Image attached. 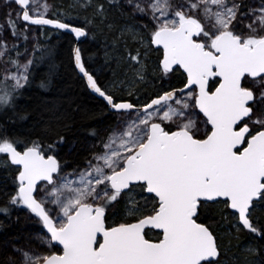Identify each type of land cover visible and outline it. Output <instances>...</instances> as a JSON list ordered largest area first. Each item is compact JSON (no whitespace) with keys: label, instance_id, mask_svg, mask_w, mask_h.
Wrapping results in <instances>:
<instances>
[{"label":"snow or ice","instance_id":"1","mask_svg":"<svg viewBox=\"0 0 264 264\" xmlns=\"http://www.w3.org/2000/svg\"><path fill=\"white\" fill-rule=\"evenodd\" d=\"M77 5L92 9L83 26L74 25L78 12H52L47 0L0 4V116L9 123L28 118L16 102L51 55L41 35L63 30L79 40L102 25L116 31L105 62L119 53L126 66L122 79L103 83L74 48L107 123L90 131L95 143L71 171L51 122L24 134L0 123V169L14 186L0 188V215L23 208L39 226L0 242V264H264L256 215L264 209V0ZM150 62L162 82L151 94L140 87ZM213 206L231 225L226 234L209 222ZM241 234L249 243L234 246Z\"/></svg>","mask_w":264,"mask_h":264},{"label":"trees","instance_id":"2","mask_svg":"<svg viewBox=\"0 0 264 264\" xmlns=\"http://www.w3.org/2000/svg\"><path fill=\"white\" fill-rule=\"evenodd\" d=\"M50 5L52 12H67L73 17L78 12L79 18L74 20L75 26H83L84 17L92 15L91 8L82 11L78 5L73 7L76 5V0H50ZM109 19L115 21L117 26L124 22L115 7L110 10ZM101 28H103L102 25L92 27L90 35L79 47L85 66L98 76L101 82L108 83L116 80L117 73L123 71L125 65L117 62L115 57L119 53H113V58L105 62V49L106 47L110 49L116 31L109 32L107 29L101 31ZM91 33H94V37ZM39 41L51 50V55L35 69L36 75L32 84L23 91V95L16 102L17 112L26 114L28 118L24 121L17 120L13 124L9 123L6 117L0 116V123H4L11 131L24 134L28 131L38 132L46 123L51 122L65 138L60 148V158L62 161H67L66 170L71 171L78 164L83 165V159L76 146L83 137L93 138L90 135L92 129H104L107 118L103 115V102L91 95L83 78L78 76L73 66L72 53L76 44L73 35L53 32L47 38L39 36ZM122 51L121 47L120 53ZM42 79L48 81L47 88L39 87ZM172 80L176 82L177 77H173ZM149 81L140 86L142 92L149 94L157 92L162 82L151 74H149ZM7 115L12 116L13 114L9 111ZM65 124L68 125L66 128ZM72 146L75 147L71 152ZM5 177V170L0 169V188L7 184L5 190L11 192L14 186ZM5 201L6 197L0 191V205ZM20 210H13L10 218L0 215V218L5 220L3 224H0V241L7 234H16L20 231ZM256 215L261 217V222H264V209L258 210ZM208 216L210 217L209 222L218 232L222 226L226 231L231 228L227 221L221 219L222 213L219 207L213 206ZM237 243L240 247H244L249 243V237L241 234L239 241L232 240L234 246ZM233 251H238V249L234 247Z\"/></svg>","mask_w":264,"mask_h":264},{"label":"rangeland","instance_id":"3","mask_svg":"<svg viewBox=\"0 0 264 264\" xmlns=\"http://www.w3.org/2000/svg\"><path fill=\"white\" fill-rule=\"evenodd\" d=\"M43 2V0H41V3ZM47 3L50 4V0H47ZM0 4H2V0H0ZM0 15H2V13H0ZM31 43H29V47H31ZM123 49V48H122ZM126 67V66H125ZM123 72H124V68L123 71L118 72L117 73V77L116 80L122 79L123 78ZM149 72L151 74V62H150V66H149ZM121 74V75H120ZM101 133H103V129L99 130ZM95 143V138H89V137H83V139L81 140V142H79V144L76 146V149H78L80 156L82 159H84V157H86L87 155H89V151H90V145ZM75 146L71 147V152L72 149ZM21 216H20V231H18V233L13 234V233H9L7 234L0 242L4 241V240H10L12 238H15L17 236H20L21 238H23V236L27 233L33 232L35 231L39 226L36 225L32 219H26V216H28L29 214L27 213L26 209H22L21 208ZM3 222H5L4 219L0 218V224H3ZM9 225V224H7ZM219 232H221L222 234H226L228 231L225 230V227L222 226L219 230ZM225 238L227 239L228 237L225 236Z\"/></svg>","mask_w":264,"mask_h":264},{"label":"water","instance_id":"4","mask_svg":"<svg viewBox=\"0 0 264 264\" xmlns=\"http://www.w3.org/2000/svg\"><path fill=\"white\" fill-rule=\"evenodd\" d=\"M60 32H61V33H65V34L69 33V34L73 35L74 40H75V42H76L74 48H75V47H79V45H80V44H81V43L87 38V37H82V38H80L79 40H77L76 37H75V35H74L73 33L66 32V31H63V30H61ZM73 50H74V49H73ZM72 54H73V66H75V62H74V51H73ZM75 70H76L78 76L83 78L82 73H80L79 70H78L76 67H75ZM83 80H84V82H85V86H86V88L89 90V92L91 93V95L94 96V97H96L97 99H99V98L96 96V94L92 93V91L87 87L86 79L83 78ZM99 100H101V99H99ZM101 101H102V100H101Z\"/></svg>","mask_w":264,"mask_h":264}]
</instances>
